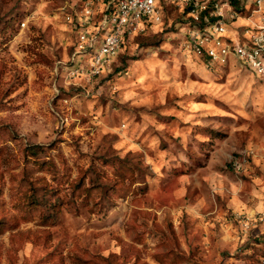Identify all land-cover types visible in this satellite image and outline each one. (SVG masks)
<instances>
[{
	"label": "rangeland",
	"instance_id": "obj_1",
	"mask_svg": "<svg viewBox=\"0 0 264 264\" xmlns=\"http://www.w3.org/2000/svg\"><path fill=\"white\" fill-rule=\"evenodd\" d=\"M67 2L0 0V264H264V78L177 10L71 77Z\"/></svg>",
	"mask_w": 264,
	"mask_h": 264
},
{
	"label": "built area",
	"instance_id": "obj_2",
	"mask_svg": "<svg viewBox=\"0 0 264 264\" xmlns=\"http://www.w3.org/2000/svg\"><path fill=\"white\" fill-rule=\"evenodd\" d=\"M68 0L62 14L76 32L69 75H100L127 40L178 11L182 47L208 66L235 60L264 78V0ZM240 18L245 21L240 22ZM22 26L26 21H21ZM79 56H83L79 59ZM242 160L236 159L240 167Z\"/></svg>",
	"mask_w": 264,
	"mask_h": 264
},
{
	"label": "trees",
	"instance_id": "obj_3",
	"mask_svg": "<svg viewBox=\"0 0 264 264\" xmlns=\"http://www.w3.org/2000/svg\"><path fill=\"white\" fill-rule=\"evenodd\" d=\"M233 1H234V3H235L236 5H238V3H239L238 0H233ZM173 10L176 11V9H171V10L169 11V13H170L171 11H173ZM176 12H177V11H176ZM169 13H168V14H169ZM168 14H167V15H168ZM176 14H177V19H179V17H178V14H179V13L177 12ZM149 26H152V25H149ZM149 26H147V27H149ZM134 37H135V35H133L131 38H134ZM129 39H130V38H129ZM128 41H129V40H127V42H128ZM127 42H126V44H127ZM73 49H74V45H73ZM121 53H122V52H120V54H121ZM120 54H119V55H120Z\"/></svg>",
	"mask_w": 264,
	"mask_h": 264
}]
</instances>
